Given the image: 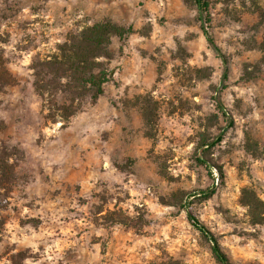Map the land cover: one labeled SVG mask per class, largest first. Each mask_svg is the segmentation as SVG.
I'll return each instance as SVG.
<instances>
[{
	"label": "rangeland",
	"instance_id": "obj_1",
	"mask_svg": "<svg viewBox=\"0 0 264 264\" xmlns=\"http://www.w3.org/2000/svg\"><path fill=\"white\" fill-rule=\"evenodd\" d=\"M208 2L207 20L194 0H109L105 16L76 0H0L14 78L0 151L15 168L0 187V264H221L186 207L230 264H264V0ZM102 19L131 31L111 38L107 92L67 132L73 116L44 117L30 63ZM129 55L139 73L124 87L109 63Z\"/></svg>",
	"mask_w": 264,
	"mask_h": 264
},
{
	"label": "trees",
	"instance_id": "obj_2",
	"mask_svg": "<svg viewBox=\"0 0 264 264\" xmlns=\"http://www.w3.org/2000/svg\"><path fill=\"white\" fill-rule=\"evenodd\" d=\"M200 14L209 19L208 0H194ZM131 31L110 19H102L92 24L82 26L80 29L67 33L65 39L56 46L57 52L44 58L35 57L30 63L32 70L31 85L46 107L44 117L50 122L62 121L64 124L71 116L76 114L83 101L94 103L104 92V84L110 79L108 60L110 58L109 44L113 36L121 38ZM211 49L220 57L219 49L204 30ZM7 60L0 49V91L14 82V78L6 66ZM225 71L223 77H225ZM218 108L223 112L219 96ZM221 136H216L212 142L202 139L199 146L201 152L197 160L201 159L204 146L213 145ZM9 152L0 151V187L15 177L14 165L7 162ZM202 197H209L214 188L200 190ZM260 203V202H259ZM252 207L251 204H248ZM6 202L0 203L4 208ZM187 218L201 234L211 242V253L221 264H230L227 255L220 248L215 236L202 223H200L186 207ZM257 217L264 219V211L256 212ZM2 224V221L0 222Z\"/></svg>",
	"mask_w": 264,
	"mask_h": 264
},
{
	"label": "crops",
	"instance_id": "obj_3",
	"mask_svg": "<svg viewBox=\"0 0 264 264\" xmlns=\"http://www.w3.org/2000/svg\"><path fill=\"white\" fill-rule=\"evenodd\" d=\"M76 1L78 3L76 5L77 7L85 6V5H88L89 3H92V5L95 7L94 10H96V11L98 10V12H100L102 16L110 15V13L108 12L110 7H111L108 4L109 0H76ZM88 23H90L89 20H88ZM133 58L134 57L132 55H129V56H126L125 58L124 57H120L119 59H115V58L110 59V63H109L110 68L112 66V62L116 61V63H120L121 64V70H120V73H119V77H120V79L123 80L122 86H124V87H125V85H127L128 83L133 81L134 80V76H136L137 73H139V65L136 64V61H134ZM114 73H117V72L114 71L113 74ZM132 75H134V76H132ZM131 87L132 86H130L129 88L131 89ZM106 92L107 91L104 88V93H106ZM103 94L100 95V97L103 96ZM79 119L80 118H79V116L77 114L73 115V118L69 122V125L65 126L63 128V130L67 131V132H69L68 129H70L72 131L74 129L76 130V126L78 125Z\"/></svg>",
	"mask_w": 264,
	"mask_h": 264
}]
</instances>
